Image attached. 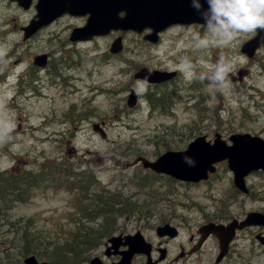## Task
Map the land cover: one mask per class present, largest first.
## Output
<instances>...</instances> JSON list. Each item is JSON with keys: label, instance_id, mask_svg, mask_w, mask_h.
<instances>
[{"label": "rangeland", "instance_id": "rangeland-1", "mask_svg": "<svg viewBox=\"0 0 264 264\" xmlns=\"http://www.w3.org/2000/svg\"><path fill=\"white\" fill-rule=\"evenodd\" d=\"M34 14L33 8L23 11L16 4L0 0V29H6L11 39L19 38L20 42H23L20 28L25 26ZM85 20L72 17L58 20L30 38L31 43L37 46L35 50H25L26 44L19 46L12 55L11 44L3 45L0 49L9 50V55L15 57V60H11V57L8 61L5 59L2 68L0 67V139L10 133L11 127H15L19 114L25 117L28 124L42 126V129L17 136L16 154L0 153V171L16 167L28 169L26 163L29 155L37 157V161L46 156L59 157L69 168L74 166L71 167L73 172L87 169L102 185L110 189L121 188L124 190L122 193L128 196L135 188L120 183V177L127 173V166L134 162L135 153L140 152L147 160H154L157 157L156 152L158 155L166 149L182 150L193 132L194 137L200 133H208V129L215 130V127L210 128L203 121L215 119L224 123L218 128L226 132L225 139L233 132H249L264 138V32L260 48L252 59L243 55L240 49L245 41L257 33L241 37L234 48L225 50L235 61L230 73L231 89L227 93L213 92L206 88L207 86L203 88V82L200 81L189 84L179 73L174 83L164 89L170 94L168 98L155 95L156 99H163V102L173 101L174 116L164 117L150 111L145 96L149 92L153 93V90L148 86L146 90H142L143 82L134 80L133 74L143 67L174 71L173 61L176 57L170 53L181 41L187 43L192 31H203V27H173L162 33L155 45L144 41L141 35L127 33L123 37V51L115 56V59L106 60L103 55L111 56L109 47L117 34L96 38L87 43L70 42L71 30L84 26ZM16 46L17 44L14 47ZM183 51L191 53L190 48ZM220 51L211 50L208 56L210 62L215 61ZM41 54L50 56L51 67L54 64L56 69L69 65L61 72L57 69L64 84L61 85L58 79L57 87L48 85L41 97L31 99L28 103L23 102L19 110L7 109V103H11V86L16 85L19 75L28 68L33 58ZM17 55L21 58L17 59ZM239 71L248 72L242 81L237 79ZM131 89H135L141 98L138 105L129 110L126 99ZM157 92L164 94L163 90ZM196 100L201 102L197 104L198 108L194 103ZM206 101L208 107H202ZM73 110L75 114L72 113ZM53 111H57L59 115L62 112L68 113L70 119H76L79 113H84L83 121L74 128L72 138L69 134L64 135L68 123L43 127L44 113ZM96 122L104 124L107 133L105 140L92 131V124ZM226 124L229 126H225ZM43 131L63 133V141L60 138L57 140L56 137H47V140L42 142ZM122 151L127 154L122 155ZM248 184L255 187L256 201H245L240 209L245 213L264 212V176L252 175ZM166 187L175 190L173 185ZM178 187L179 192L186 193L195 204L214 206L213 201L202 197L206 187ZM230 194L231 187L228 182L217 183L212 191L214 202L227 198ZM70 200L71 196L64 192L56 193L51 189L36 190L26 204L16 206L9 214L12 220L10 217L9 220H0V260L9 258L14 262L16 256L11 254L16 251V247L14 245L11 250L13 233L8 232V222L12 223L19 217L35 215L38 219L37 229L48 231L52 225L56 228V224L64 220L60 218L62 215L70 214ZM161 208L160 206L155 209ZM119 226L122 227L123 222L120 221ZM251 248V264H264V248L259 250L256 245Z\"/></svg>", "mask_w": 264, "mask_h": 264}, {"label": "flooded vegetation", "instance_id": "flooded-vegetation-1", "mask_svg": "<svg viewBox=\"0 0 264 264\" xmlns=\"http://www.w3.org/2000/svg\"><path fill=\"white\" fill-rule=\"evenodd\" d=\"M219 170H223L224 176H218L216 171L210 177L219 180L227 178L225 173L229 171L226 167H220ZM243 197L248 200L250 188L248 195ZM183 200H177L180 202L173 206L164 207L158 215L164 217L160 222H155L154 219L158 216L152 210L153 206L147 204L150 207L145 209L144 214L133 215L134 220L129 217L125 220L127 228L119 233L122 239L116 249L109 247V238H106L100 244L90 247L87 255L78 254L77 262L71 264H91L94 259L99 264H117L126 260L129 250L127 240L136 233L143 236L144 248L141 252L131 254L129 264H245L251 259L249 250L253 244L260 249L264 247L259 242L264 236V229L245 228L235 232L230 238L226 253L221 255L222 242L225 240L221 235L223 231L201 229L211 223L227 226L232 221H242L244 215H241L237 207L245 199L243 201L236 197L234 200L231 197L225 210L212 205L198 207L189 200ZM164 224H169L174 229L161 236L157 228ZM251 232L254 233L253 237Z\"/></svg>", "mask_w": 264, "mask_h": 264}, {"label": "water", "instance_id": "water-1", "mask_svg": "<svg viewBox=\"0 0 264 264\" xmlns=\"http://www.w3.org/2000/svg\"><path fill=\"white\" fill-rule=\"evenodd\" d=\"M69 1L70 9H66V0H55L54 4H47L46 6H42V1H40L37 20H33L30 25L25 28L26 35L32 34L41 25L65 12L79 14L78 9L90 10V17L85 27L73 31L71 40L90 39L93 35L105 33L110 28H131L136 31H141L144 27H150L153 29V34L148 38L152 41L155 40L158 31L163 30L170 24L203 23L196 9L191 6V0H160L163 7L159 8V10L128 12L125 21L118 19L116 17L117 13L105 12L101 0H92L90 4H79L78 8L77 5L74 4V0ZM24 6H26L25 3ZM116 44H119L118 41L112 45L111 51L115 52L118 50ZM256 48L257 39L245 44L243 52L252 56ZM172 76L173 74L157 71L149 73L147 70L143 69L135 75V78L144 79L147 77L148 82L155 83L167 80ZM134 102L135 97L131 95L129 105L134 104ZM94 129L100 132L98 126H94ZM232 149L237 157V160L233 161V166L239 174V184H241L242 176L249 170L264 167V144L259 139H253L248 135L242 136ZM226 155L227 149L219 145L217 141L211 146L204 141L203 137H200L191 143L188 146V150L185 152H168L161 156L156 162L149 163L143 159L142 162L144 167H150L156 172L167 173L181 180L199 181L206 177L208 170H212V163L225 158ZM232 159H234V157ZM258 217H260V215H250V218L255 219ZM32 261L33 260L29 263L31 264Z\"/></svg>", "mask_w": 264, "mask_h": 264}, {"label": "clouds", "instance_id": "clouds-1", "mask_svg": "<svg viewBox=\"0 0 264 264\" xmlns=\"http://www.w3.org/2000/svg\"><path fill=\"white\" fill-rule=\"evenodd\" d=\"M191 6L204 30L192 31L187 43L181 41L175 46L170 53L176 57L173 67L189 84L207 82L213 92L227 93L235 61L225 50L234 48L247 34L264 32V0H191ZM185 48L191 53L183 51ZM212 49L221 50L214 62L208 59ZM141 89H147V77Z\"/></svg>", "mask_w": 264, "mask_h": 264}, {"label": "trees", "instance_id": "trees-1", "mask_svg": "<svg viewBox=\"0 0 264 264\" xmlns=\"http://www.w3.org/2000/svg\"><path fill=\"white\" fill-rule=\"evenodd\" d=\"M152 96L153 95L151 94L150 95L151 102H153ZM44 169L45 166L42 164L38 173H42ZM26 174L28 176L34 175L32 172H27ZM5 176H6L5 174L0 175V193H1L0 199H2L1 203L4 202L7 204H11L5 207L6 211H9L10 208L11 209L13 208L12 205L13 203L23 202L27 198L29 191L34 188H37L38 184L35 178L24 181L22 180L21 177L16 176L14 181L13 179H11V177L7 179L4 178ZM88 181L91 182L92 184L79 181V183L84 186V193L86 194V198H85L86 205L82 210L84 214L96 215L97 212L107 213L108 211L105 209L106 206L117 207L118 210H120L119 214H122V210H124L125 206L133 207L132 204L128 203L117 192L111 196L103 192H101L98 195H91L92 186L97 184V181H95L93 178L88 179ZM11 182L14 185H11ZM2 195L4 196L2 197ZM6 211L2 213L7 214ZM87 220L90 221L92 219H87ZM103 220L104 222H109L112 225L115 223V220L113 218L103 219ZM11 226L14 227L16 230H18L22 235L26 236L29 234L35 239V245H33L32 247H28L24 245V243L18 239V242L20 241V243L24 248V253L21 254V256L34 254L37 257H39L42 261L50 262L52 264H56L57 262L60 261H62V263L68 262L69 260L72 259L71 254L76 253L71 251V254L68 255V252L70 251L69 247L74 248L78 246H87L91 241V235L84 233V228H85L84 225L76 227L72 232L69 233V237L67 239L63 240L60 243L54 241L53 244L50 242H46L45 240H49V238L43 237L41 233L38 232L37 229H35L33 218H29L23 223L18 221L16 224H12ZM99 228L100 227H98L97 229ZM15 236H17L16 232H15ZM60 251L62 253H60Z\"/></svg>", "mask_w": 264, "mask_h": 264}, {"label": "bare ground", "instance_id": "bare-ground-1", "mask_svg": "<svg viewBox=\"0 0 264 264\" xmlns=\"http://www.w3.org/2000/svg\"><path fill=\"white\" fill-rule=\"evenodd\" d=\"M21 40L19 38H15V39H11V37L9 36V32L6 30V29H2V31L0 32V46H7V44H11V50H14V46L15 44H17L16 47H19L23 44H26V47H25V50H35L37 48V46L33 45V43H29L27 42V40H24L23 42H20ZM10 58V55L7 51V49H4L3 51L0 52V63H3L5 59H7V61L9 60ZM21 57H17V59H20ZM15 59V57H14ZM6 61V62H7ZM2 64H0V67L2 68ZM69 65H63V67L61 68H58V71L61 72L64 70L67 69ZM70 68V67H69ZM57 69L55 67V65L53 64L52 67L50 68L49 70V73L52 74V75H55L57 74ZM17 84L19 86H21L23 89L24 92H27L28 89L29 90H33L34 87H37V83H38V75L35 74L32 76L31 78V83H28L27 81H25L22 77H19L17 80H16ZM68 82V81H67ZM11 85V84H10ZM101 93V92H100ZM52 115H55L57 116L58 114L55 113V112H52ZM52 120H55L56 122H62V118H54V117H51ZM47 120V118H43L42 122L45 123ZM17 134L16 133H12L11 134V142L8 143L5 148H4V153L5 154H9L8 152L12 153V154H16V151H17ZM42 140L46 141L45 138H42ZM11 154V155H12ZM134 157L136 159L139 158V154L138 153H135ZM135 170L137 171V177H140V178H147L149 175V172L146 168H140V167H136ZM135 171V172H136ZM190 199V198H189ZM150 206H153L155 207V203H149ZM238 211H242L239 207H237ZM105 209L108 211L107 213H103V212H97L95 216H103V217H106V218H117L119 216V212L120 210H118L117 207H114V206H106ZM155 214L158 216L159 215V211H155ZM4 216L3 215H0V220L3 219ZM76 226H81V225H84L85 228H84V233L85 234H88V235H91L92 234V231H93V228L92 226L88 223H86L84 220H78L76 223H75ZM11 226V233L12 232H16L17 234V238L24 243V245L28 246V247H32L33 245H35V239L30 236L29 234L24 236L22 235L18 230H16L15 228H13ZM21 231V230H20ZM230 238L232 236H229ZM20 241L18 242L17 244V247H16V251H17V257L21 256V254L24 253V248L22 246V244L20 243ZM101 243V240L99 239H96L94 241V245L95 244H100ZM113 245H118V242L114 241L113 242Z\"/></svg>", "mask_w": 264, "mask_h": 264}]
</instances>
